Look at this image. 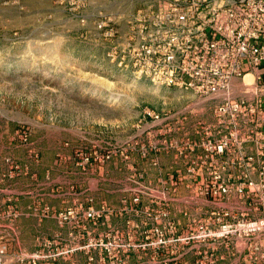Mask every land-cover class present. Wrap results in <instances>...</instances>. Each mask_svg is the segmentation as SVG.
Wrapping results in <instances>:
<instances>
[{
    "label": "rangeland",
    "instance_id": "obj_1",
    "mask_svg": "<svg viewBox=\"0 0 264 264\" xmlns=\"http://www.w3.org/2000/svg\"><path fill=\"white\" fill-rule=\"evenodd\" d=\"M136 5L125 0L117 6L105 0H0L2 264H130L144 249L150 250L153 264L159 246L154 225L143 237L135 226L124 232L105 224L97 234L88 231L87 220L105 221L116 210L102 194L96 206L90 188L126 187L134 204L144 198L154 205L159 126L146 127L142 110L173 115L168 121L176 125L213 121V113L192 92L138 80L107 58L109 36L104 31L97 35L98 14L107 12L103 14L111 17L109 26L117 27L118 38L125 30L126 10ZM82 189L83 195H74ZM60 190L72 193L64 195L71 199L68 205L36 211L35 221L44 216L59 226L78 221L87 236L81 241L50 237L36 223L35 242L33 227L20 235L17 223L26 212L15 205L17 200ZM89 210L99 214L97 221L86 218ZM60 212L70 214L61 219Z\"/></svg>",
    "mask_w": 264,
    "mask_h": 264
},
{
    "label": "built area",
    "instance_id": "obj_2",
    "mask_svg": "<svg viewBox=\"0 0 264 264\" xmlns=\"http://www.w3.org/2000/svg\"><path fill=\"white\" fill-rule=\"evenodd\" d=\"M123 1L105 0L116 6ZM125 1L137 5L126 10L120 37L114 38L117 27L109 26L111 17L103 14L107 12H100L95 23L97 35L104 31L109 36L107 58L138 80L190 91L197 101L213 102V121L196 123L201 129L198 140L184 132L180 141L168 145L186 160L188 174L202 173L201 194L249 202V210L215 209L199 231L192 227L175 239L248 238L256 264L264 263V250L256 239L264 237V0ZM142 116L146 127L159 126L160 135L177 129V123L168 121L173 115L144 108ZM195 148L203 151L198 159L188 154ZM68 214L60 212L58 217L66 219ZM160 214L166 217L168 212ZM98 216L93 210L86 213L87 219L97 221ZM153 231L162 246L175 226H154ZM5 250L0 238V264Z\"/></svg>",
    "mask_w": 264,
    "mask_h": 264
},
{
    "label": "crops",
    "instance_id": "obj_3",
    "mask_svg": "<svg viewBox=\"0 0 264 264\" xmlns=\"http://www.w3.org/2000/svg\"><path fill=\"white\" fill-rule=\"evenodd\" d=\"M202 104L211 109L213 107V102H202ZM171 119H175V116H172ZM174 126H177L176 131L168 135L158 136L155 132L154 147L157 149L155 157L158 168H155L153 178L157 194L159 195L158 201L156 200L154 205H148L142 198L140 203L134 204L131 201V193L127 190L128 188L125 189L126 187L90 188V193L92 198H94L93 203L96 206L100 202L98 195L102 194L107 196L105 203L113 205L116 210L107 216L105 221L101 219L100 222L94 224L87 220L88 231L92 234H97L106 224L107 228L120 227L124 232L126 228L129 229L130 226H135L138 229V234H141L147 229L149 231L153 225L165 228L169 223H173L175 233L165 234L166 237L170 236L173 240L167 245L158 246V254L153 258V264H163L164 262H169V264H256L248 238L199 236L192 239H175V237L187 235L192 227L199 231L204 222L210 218L209 216L213 210L220 208H229L233 212H239L243 209L249 210V202L240 201L236 196L225 200L221 198L215 200L199 192V179L203 177L202 173L200 174L201 176L197 177L188 174L183 164L186 160H181V157L177 154L176 147H170L168 143L174 139L180 141L184 132L188 133L194 140H198L201 129L196 123ZM212 127L214 126L212 125ZM211 130L214 129L212 128ZM201 153L203 151L199 148L188 152L190 156L196 159L199 158ZM147 176L146 172L145 177ZM142 177L144 178L143 174ZM2 191L0 188V207L3 205ZM61 191L66 190H60L56 193L47 191L32 193L28 200H17L18 202L15 205H18L17 207L20 210L26 212L19 218L17 223L20 235L26 229L30 228L33 232V228H35L31 241L32 243L35 242L37 239L35 232L38 231L36 230V223L50 237L54 235L64 239L73 238L75 241H81L84 236H87L84 233L86 230H83L86 227L78 221L73 226H67V224L59 226L51 216H44L41 222H39L40 220L35 221L36 211L45 210L46 207L55 211L54 209H64L68 205L67 202L71 201V199H67V196L64 195H72V193ZM8 192L13 191L9 190ZM84 192L85 190L82 189L74 193V195H83ZM16 193L18 192L16 191ZM37 196L41 197L35 199ZM123 197L127 198V200ZM122 198L123 200H121ZM133 206H135L134 209L132 208ZM130 211L133 212L130 213ZM163 211L168 212L166 217L160 214ZM133 213H136V215ZM153 214L155 215L154 220L151 218ZM30 223L31 225H29ZM141 237H143V234H141ZM256 239L264 250V237ZM31 248H33V244H31ZM147 252L150 253V250L144 249L135 254L140 261L135 256H132L130 264L136 261H139L140 264H151L150 255ZM74 257V260L77 259V255Z\"/></svg>",
    "mask_w": 264,
    "mask_h": 264
},
{
    "label": "bare ground",
    "instance_id": "obj_4",
    "mask_svg": "<svg viewBox=\"0 0 264 264\" xmlns=\"http://www.w3.org/2000/svg\"><path fill=\"white\" fill-rule=\"evenodd\" d=\"M247 76V75H246ZM246 76H245V79H246ZM248 76H250L249 74H248ZM247 81V80H246ZM250 81V80H249ZM249 81H247V82H249Z\"/></svg>",
    "mask_w": 264,
    "mask_h": 264
}]
</instances>
